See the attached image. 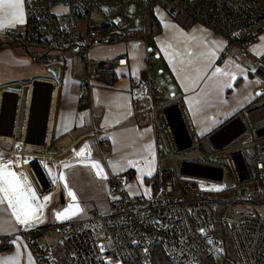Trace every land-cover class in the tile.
Wrapping results in <instances>:
<instances>
[{
  "label": "built area",
  "instance_id": "2783aa9c",
  "mask_svg": "<svg viewBox=\"0 0 264 264\" xmlns=\"http://www.w3.org/2000/svg\"><path fill=\"white\" fill-rule=\"evenodd\" d=\"M103 1L25 0V25L20 30L7 27L1 33L6 40L22 43L34 60L47 62L49 66L64 58L66 50L79 47L83 53L80 107L91 104L93 74L128 66L125 57L93 63L89 60L88 49L105 37L102 34L105 28L92 19ZM138 1L146 7L160 4L173 19L188 18L211 29L224 37L229 47L239 49L242 56L249 53V48L264 33V0ZM59 6L64 8L63 12L55 9ZM125 10L122 6L111 13L125 14ZM147 53L149 58L156 54L152 49ZM255 60L253 75L264 83V57ZM157 74L155 65L149 61L146 75L132 78V111L143 121L150 120L155 130L156 150L166 163L158 170L153 192L130 196L126 191L128 176H110L107 208L93 210L86 219L54 224L50 230L58 240L39 248L33 246L38 252L39 264H53L57 246L66 250L71 264H108L109 260L120 261V264H145L148 260L152 264L155 246L162 248L177 264H193L194 259L198 264H264V219L248 207L257 201L258 195L264 196V101L251 103L223 123L221 126L234 122L213 139L218 128L199 136L181 97L159 101L160 90L155 85ZM44 79L49 80L56 91L57 102V79ZM37 80L30 84L34 85ZM30 84H20L21 89L0 88V154L18 159L12 171L22 181L27 179L36 192L37 203L43 204V197L54 190L45 166V161L53 155L51 142L46 141L41 149H29L26 142L31 113L28 114L25 93ZM10 90L17 91L18 95L13 130L9 135L10 123L2 124V112ZM8 103L10 107L13 105L12 100ZM89 134L98 140L96 129ZM249 140L251 143L247 144ZM105 146V141H99V149ZM250 148L253 153L249 152ZM193 153L197 155L185 156ZM206 154L215 158L207 159ZM27 156L32 159L24 162ZM226 167L232 172L231 187L225 183ZM225 195H230L229 199ZM230 210L231 218L228 217ZM219 226L228 227L235 255L232 259L220 236L222 229L218 234ZM201 228L205 229L203 234ZM20 229L25 230L23 226ZM109 238L111 247L101 252L99 246L107 244ZM208 240L213 243L209 244ZM145 248L149 253L143 251Z\"/></svg>",
  "mask_w": 264,
  "mask_h": 264
},
{
  "label": "crops",
  "instance_id": "0c3cea01",
  "mask_svg": "<svg viewBox=\"0 0 264 264\" xmlns=\"http://www.w3.org/2000/svg\"><path fill=\"white\" fill-rule=\"evenodd\" d=\"M112 1L116 2L115 5L112 4ZM120 2H126V0H105L101 3L108 5L107 15H109L112 11L122 7ZM149 7H146L145 26L141 31L128 29L124 22L119 24L120 28L114 27V29L110 28V24H106L102 33L105 36L104 39L88 49L87 54L92 63L123 57L128 59L127 67L116 69L117 80L112 85L97 79V74H93L90 105L80 107L78 104L79 84L83 76V53L79 52L82 63L79 72L75 73L72 69L71 57L74 55L69 58L65 54L64 58L59 59L60 61L58 60L55 64L59 65L60 69L59 77H55L52 72L53 77H50L57 79L59 87L51 136V140L52 137L54 139L50 149L53 159L51 161L47 159L45 166L48 176L54 184V190L48 193L50 194L49 199L53 198L56 208H54L53 214H50L51 217L47 219V211L43 207L42 222L21 230L20 226L15 224L6 204L0 205V261L15 255V245L10 241L19 237L18 243L27 245V248H22L23 255L20 257V264H28L29 252L33 255L35 264H39L38 252L33 249V246L39 248L43 245L39 242L47 239L53 232L50 228L54 224L75 220L77 217L86 219L93 210L103 209L104 202H108V178L118 175L129 176L128 172L132 167L126 163L129 159L137 162L136 167L132 168H139L141 172L148 173L149 167H151L152 175L146 174L145 179L150 178L148 180L153 185L152 188H149L150 194L153 192L157 185L158 170L163 167L164 158L156 150L153 125L148 121H143L132 111V78L144 77L149 61L155 62L157 66L159 74L155 80L157 82L159 80L160 84L155 85L160 88V93L165 99L172 96L182 98L193 121L194 130L200 136H206L215 131L251 103L264 101V83L253 75V68L256 66L255 59L264 57V39H261L264 37V33L260 36L259 41L249 48V53L242 56L239 49L229 47L227 40L211 29L191 19H189L188 27H185L177 19L171 18L164 6L153 4V13L161 26V31L151 39L148 38L146 30ZM55 9L59 12L64 11V8L60 6ZM24 12L23 23L25 24V6ZM118 14L126 19L127 8L125 14ZM23 23L21 24L24 25ZM173 24L177 25L178 29L189 33L193 28L206 29V31H197L195 35L208 42L207 51L212 54L211 65L203 79L195 86L188 80L181 79L183 74H178L174 70L173 63L169 62L171 49L168 54L165 53L164 48L167 43H172L175 47V41L169 38L179 37L178 29L172 28ZM7 27L10 26L6 25L3 29ZM4 41H2L3 43L0 41V65L11 58L27 66H32L36 62L31 52L25 47L5 45L1 47L2 44H5ZM104 42L105 44H102ZM149 49L156 53L151 58L147 53ZM216 68H220L222 72H230L232 76L217 73L215 77H212ZM209 77L212 78L209 79ZM44 78L49 77L33 76L27 81L32 82ZM28 82L2 80L0 88L10 87L14 84L25 85ZM158 99L160 100L159 97ZM93 129L99 132L98 140L89 134ZM99 141L106 142L104 147L106 148V157L102 156L101 158L99 155ZM149 146L151 147L149 148ZM8 158L3 161L5 164H8L9 161L19 162L12 156ZM0 159L3 160L1 154ZM149 161H151L150 165ZM24 162L28 161L24 159ZM93 162H98L100 168H94ZM66 164L69 167H65ZM105 174L107 179L102 178ZM133 175L135 176L136 172H133ZM56 185L57 187H55ZM69 191L75 194L76 200L72 199ZM49 199L47 201L43 199V205H46ZM259 200L261 198L257 197V201ZM74 201L79 202L84 213L68 220L58 219L56 213L63 212L64 209L73 205ZM70 203L72 204L70 205Z\"/></svg>",
  "mask_w": 264,
  "mask_h": 264
},
{
  "label": "snow or ice",
  "instance_id": "6c2138e0",
  "mask_svg": "<svg viewBox=\"0 0 264 264\" xmlns=\"http://www.w3.org/2000/svg\"><path fill=\"white\" fill-rule=\"evenodd\" d=\"M24 6L25 0H0V28H4L6 25L14 26L16 23H23L25 15ZM165 27L168 26L165 25ZM172 28L178 29V26L173 24ZM178 31L179 37L173 36L169 38L175 41V47L172 43H167L164 50L165 53L168 54L169 49H171L169 62L173 63V68L178 74H183L180 78L188 80L195 86L203 79L211 65L212 54L207 51L208 42L195 35L197 31H206V29L193 28L191 33L185 32L183 29H178ZM261 39H264V37H261ZM217 73L232 76L230 72H222L220 68H216L212 73V77H215ZM212 77H209V79ZM217 83L219 82L217 81ZM150 147L151 146H149V148ZM11 163V161L8 162V164ZM126 163L129 166L136 167L137 162L129 159ZM148 163L150 165L151 161ZM8 164H5L3 160L0 159V205L6 204L16 225L23 226L24 228L33 227L42 222L41 217L44 205L37 203L36 192L27 182V179L25 178L22 181L18 175L8 167ZM92 166L97 169L100 168L98 162H93ZM65 167H69V165L66 164ZM137 171L141 170L137 168ZM97 174L99 175V172ZM147 174L149 176L152 175L151 167H149ZM102 178L107 179V175L105 174ZM129 188H131L130 185ZM130 194L133 193L130 192ZM145 194H147V190ZM69 195L73 200H76V196L73 192L69 191ZM43 199L47 201L49 197L44 196ZM113 199L119 198L113 197ZM81 213H84V209L77 203L64 209L63 212H57L56 217L60 220H68ZM200 232L203 234L205 229L201 228ZM19 239V237H15L10 241L11 244L15 245V255L0 261V264H20V257L23 255L22 248H27V245L18 243ZM207 242L209 244L213 243L211 240ZM111 245L112 241L109 238L107 244H101L99 246L100 251L103 252L106 247H111ZM143 251L149 253L148 248H145ZM27 260L28 264H35L33 255L30 252L28 253ZM52 260L53 264H55V257H53ZM108 264H120V261L109 260ZM145 264H149V261L145 260ZM193 264H198V261L194 259Z\"/></svg>",
  "mask_w": 264,
  "mask_h": 264
},
{
  "label": "rangeland",
  "instance_id": "374dc122",
  "mask_svg": "<svg viewBox=\"0 0 264 264\" xmlns=\"http://www.w3.org/2000/svg\"><path fill=\"white\" fill-rule=\"evenodd\" d=\"M115 3H116L115 1H112L113 5H115ZM121 6H125L127 8L126 19L124 16H121L120 14H115L114 12L111 13L110 15H107L109 8H108V5H106L104 3H101L100 8L98 7L96 9V11L94 12V14L92 16V19L101 27H104V25H106V24H110V26H112V27H115V28L119 27L120 28L119 24L124 22L125 25L128 27V29L133 30V31H141L145 26L146 6L143 3L139 2L138 0H126V2L121 3ZM25 23H26V20H25ZM24 25H22L21 23H16L14 26H10V28L20 30ZM2 29L0 28V41L2 42L3 40H5L4 41V43H5L7 41L6 40L7 38L4 37L3 35H1V33L3 32V31H1ZM102 44H105V42ZM15 49H18V48H15ZM71 49L66 50V53H64V54H66V56L69 58L72 55H74L73 57H71V59H72L71 63H72V69L76 73V72H79L80 69L82 68L81 55H80L81 49L77 46H74ZM39 61L42 63H40ZM39 61H38V63L35 62L32 66H27L23 63H18V61H15V59H13V58H11L9 61H4V64L0 65V81H2V80H18V82L24 83V82H28L30 80V78H32L33 76H43V77H49V78L53 77V74L51 73V71L49 70V67H48L49 64H47V62H46V64H47L46 65V64H44L43 61H41V60H39ZM152 63L156 66L155 62H152ZM62 68H63V65H62ZM156 68H157V66H156ZM158 74H159V72H158ZM155 84L156 85L160 84V81L159 80H158V82L156 81ZM15 85H20V84L11 85L10 88H12ZM27 91L28 90H26L25 94H27ZM158 97L161 100V101L159 100L160 102H162L163 100H166L163 97V94H161V93L158 94ZM148 123L151 124L150 120H148ZM4 148L8 149V150L11 149L10 146H5ZM99 150H100L99 151L100 157L101 158H102V156L106 157V148L103 147V148H100ZM50 152H51V150H50ZM195 155H197V153L185 154V156H189V157H193ZM8 157H9L8 155H3V161L5 159H9ZM30 158H31L30 156H27L25 158V161H29ZM206 158L207 159H212V158L214 159L215 155L211 156L210 154H206ZM51 159H53V158L48 159V161H51ZM165 165H166V163L163 160L162 166H165ZM177 170H178V168H177ZM130 171L136 172V175L133 178L128 179V181H127V185H126L127 194L130 196H139V195L150 194L151 191L149 188H152L153 185H151L152 182H149V180H148L150 178L145 179L147 172L146 171H144V172L137 171V169L132 168V167L130 168ZM47 172H48V170H47ZM142 174H143V176H142ZM128 177L130 178V176H128ZM233 181L234 180H233L232 172H231L230 168L226 167L225 183H226L227 187H231ZM129 185L131 186V188H129ZM55 187H57V185ZM263 188H264V185H263ZM146 190H147V194H145ZM130 192L133 194H130ZM49 195L50 194H47L46 196L49 197ZM225 196L227 197L226 199H229V197H230V195H225ZM258 197H260L261 200L255 201L254 204H252L251 206H248V207L251 209H254L264 219V196L258 195ZM77 203L79 204V202L74 201L73 205H75ZM80 203L82 205H84L83 202L80 201ZM55 204H56L55 201L51 197L49 199V201L47 202V204L44 205V207L46 208V211H47L46 212V218L47 219H49L51 217L50 214L51 215L53 214L54 208H56ZM71 204L72 203H70V205ZM107 206H108V202L105 201L103 209H100V210L106 209ZM245 207H247V206H245ZM240 208H244V206H240ZM228 217L229 218L232 217V211L231 210L228 213ZM82 218L83 217H77V218H75V220H80ZM57 240H58V236L55 235L54 232H51V234L47 237V239H43L39 243L43 244V245L44 244L47 245L49 243L56 242ZM43 245H41V246H43ZM41 246H39V247H41Z\"/></svg>",
  "mask_w": 264,
  "mask_h": 264
},
{
  "label": "water",
  "instance_id": "95a60500",
  "mask_svg": "<svg viewBox=\"0 0 264 264\" xmlns=\"http://www.w3.org/2000/svg\"><path fill=\"white\" fill-rule=\"evenodd\" d=\"M59 65L51 66L49 70L54 73L55 77H59ZM15 89H21V85L13 86ZM34 99L33 106L31 110V117L29 122V129L26 138L28 144L38 145L43 147L46 143L47 127L49 120V111L51 106V93L53 87L50 83H41L38 80L34 82ZM13 101V105L9 106V101ZM15 108H16V96L10 93L6 94L5 104L2 112V124L5 122L10 123V130L8 134H12L14 117H15ZM234 122L230 121L216 130L214 136L225 132ZM251 140L247 142L250 144ZM250 153H253V149H249ZM14 163L8 164V167H13Z\"/></svg>",
  "mask_w": 264,
  "mask_h": 264
},
{
  "label": "trees",
  "instance_id": "16d2710c",
  "mask_svg": "<svg viewBox=\"0 0 264 264\" xmlns=\"http://www.w3.org/2000/svg\"><path fill=\"white\" fill-rule=\"evenodd\" d=\"M153 4H155V3H153ZM152 5L147 9V19H146V30L148 32V38H151V39L155 35L159 34V32L161 31V26L158 23V20L156 19L155 15L153 13ZM177 21L185 27H188V25L190 24V20L187 18H183V17L178 18ZM103 28H105V27H103ZM3 45L10 46V47H19V46L24 47L22 43L17 42V41H12V40H7L5 42V44L1 45V47H3ZM38 61L39 60H37L36 62L38 63ZM40 63H42V62H40ZM44 64H46V62H44ZM96 77H97V79H100L101 81L105 82L106 84L112 85L117 80V73H116V71L101 72L100 74H97ZM30 83H31V81L28 82L27 84H30ZM53 141H54V139L52 137L51 147L53 146ZM133 172L134 171L128 172L130 178L134 177ZM221 229H222L223 233L220 236L222 237V239L224 241L226 251H227L228 255L230 256L229 258L232 259L235 257V255H234V249L232 247V243H231V240H230V237L228 234V227H226V226L220 227L219 226L217 228L218 234L221 232ZM55 264H71V258L62 246L56 247ZM152 264H177V263L173 262L170 258H168L166 256V254L163 252L162 248H160L159 246H155L154 250H153Z\"/></svg>",
  "mask_w": 264,
  "mask_h": 264
},
{
  "label": "bare ground",
  "instance_id": "6f19581e",
  "mask_svg": "<svg viewBox=\"0 0 264 264\" xmlns=\"http://www.w3.org/2000/svg\"><path fill=\"white\" fill-rule=\"evenodd\" d=\"M39 82L41 83H49L47 79H38ZM34 85H29L28 87V91H27V105H28V111L30 114L31 110H32V106H33V99H34ZM10 94L12 95H15L17 96V91H14V90H10L9 92ZM21 104H22V101L19 102V105H18V110L20 111L21 109ZM55 104H56V91L53 90L52 93H51V106H50V111H49V120H48V127H47V135H46V141L47 143H50L51 142V136H52V127H53V120H54V111H55ZM18 111V112H19ZM18 116H19V113H18ZM15 128L17 129L18 128V120L16 121L15 123ZM8 141L11 140L10 137H7L6 138ZM21 145V144H20ZM28 148L29 149H41L42 147L38 146V145H33V144H28Z\"/></svg>",
  "mask_w": 264,
  "mask_h": 264
}]
</instances>
